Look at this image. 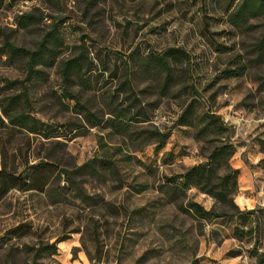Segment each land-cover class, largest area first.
Wrapping results in <instances>:
<instances>
[{
  "label": "rangeland",
  "instance_id": "rangeland-1",
  "mask_svg": "<svg viewBox=\"0 0 264 264\" xmlns=\"http://www.w3.org/2000/svg\"><path fill=\"white\" fill-rule=\"evenodd\" d=\"M241 1L0 0V46L5 32L15 44L32 48L49 28L52 18L28 30L16 28V16L23 11L38 8L37 14L59 17L62 46L57 60L86 54L91 89H73L101 120L90 127L72 108L74 101L60 103L57 62L46 69L45 81L29 87L32 112L55 129L48 139L33 134L9 139L0 130V139H8L9 158L23 153L34 163L49 154L55 164L70 170L95 159L99 174L86 168L73 175L82 191L78 196L70 189L57 193L62 185L69 187L61 175L54 177L48 193L15 188L0 198V264H190L194 258L201 264L256 263L250 249L264 251V56H258L255 46L264 35V15L243 27L232 25L229 13ZM172 48L186 55L167 57L173 80L162 88L160 80L136 64ZM130 54L137 59H130L131 80L144 110L138 102L128 108L127 115L142 110L136 116L143 121L129 124V132L123 133L111 125L110 111L129 103L120 83ZM242 66V75L227 76V69ZM23 77L22 66L9 65L0 56V97L18 92L2 91L4 79ZM196 97L200 116L209 111L222 116L224 134L200 137L197 127L178 124ZM159 134L165 137L158 147ZM222 142L236 146L229 168L221 170L239 169L236 204L258 213L207 221L187 210V204L196 201L218 212L233 209L197 187L170 201L167 177L207 161ZM99 159L115 168H99ZM142 185L145 189L138 192ZM256 225L258 231L250 234Z\"/></svg>",
  "mask_w": 264,
  "mask_h": 264
},
{
  "label": "trees",
  "instance_id": "trees-1",
  "mask_svg": "<svg viewBox=\"0 0 264 264\" xmlns=\"http://www.w3.org/2000/svg\"><path fill=\"white\" fill-rule=\"evenodd\" d=\"M47 3H52L53 0H42ZM39 9H33L32 11H23L16 16L15 26L18 29H31L38 22H42L44 19L52 18L49 23V28L41 32L38 41L35 46L28 48L25 46L17 45L9 39V35L5 32H1L3 35L2 45L0 46V56L5 57V61L9 65L22 66L24 70V77L21 79H4L1 85V90L9 92L13 89L18 92L13 94H4L0 97V130L4 129L9 134V139H14L17 134L23 136H29L33 134L42 138H50V130L55 129V126L41 121L32 112L31 98L29 93V87L39 81H45L47 78L46 69L54 66L58 63V72L62 82L61 93L57 96L61 104H64V100H72L74 104L72 108L78 114H81L90 127L96 126L100 123L98 116L92 112L88 106L80 101L79 91H74V86L79 85L83 91L91 89L90 77L92 73L91 63L88 57L83 51H80L76 56L70 57L64 60H57L59 56V50L62 46V39L58 29L59 17H50L39 11ZM264 15V0H242L238 6L229 13V22L236 27H243L249 23V20L253 17ZM258 56H264V35L260 41L256 44ZM186 54L181 49H169L164 54H154L141 60V70L150 75V77L160 80L162 88H167L172 84L173 80V66L167 59H181ZM136 59V56L132 54L128 55L125 61V78L120 83V86L127 90V98L129 103L125 107L114 108L110 111L113 116L111 125L119 128L123 133L129 132V124H132L137 120L139 115L142 114L143 104L139 97V91L134 87L131 74L132 65L130 59ZM138 63V62H137ZM228 77L240 76L245 72V66L239 69H227ZM199 97L200 94L197 93ZM192 99L187 105L183 113L180 115L178 124L186 126H195L198 128L197 135L204 137L208 134H224L227 131V127L223 121L222 116L212 113L211 111L199 115L197 111L196 102L197 99ZM113 94L110 95L112 100ZM139 103V109L137 112L127 115L128 108L136 103ZM141 113V114H140ZM137 115V116H136ZM117 119V120H116ZM127 119V122L123 121ZM116 120V121H115ZM66 124H75L74 122H67ZM56 136V135H54ZM165 136L159 134L157 139L159 145L163 142ZM8 139H0V198L4 197L12 189H21L23 191L35 190L39 192L48 193L49 184L53 181L54 177L64 176L69 187L62 185L57 190L58 194H64L66 190L70 189L75 196L81 194V189L78 187L73 175L77 172L89 168L93 173H98L92 163L95 159H91L88 162L83 163L76 169L70 170L59 167L49 158V154L46 156H38V161L29 163L28 157L23 154H14L12 160L7 153ZM59 143V141H56ZM236 146L231 142H222L220 145H216L211 153L207 156V161L194 165L187 169L185 172L167 177L169 189L165 190L170 201H174L176 196L180 192H186V190L197 187L210 197L216 200V202L229 205L233 211L231 212H218L212 209H206L202 204L196 201H190L187 204L186 209L191 211L195 216L200 219L212 221L213 219L230 217L235 220H240L241 216L245 213H258V209L242 210L235 202L233 194L236 192L235 187L238 180L239 169H232L221 174V170L225 165V168H229V159L235 153ZM171 153V152H170ZM98 166L102 169H110L115 165L113 162L105 159H99ZM115 168V167H114ZM145 189V186H139L136 188L138 192ZM56 193V194H57ZM52 195L54 193H51ZM238 230V226H235V231ZM258 231V225L249 229V233ZM239 234L235 233V237ZM0 237V247L2 246ZM250 256L256 258L255 264H264V251H259L256 246L250 249ZM30 264H38L35 260ZM190 264H201L199 258H194Z\"/></svg>",
  "mask_w": 264,
  "mask_h": 264
},
{
  "label": "crops",
  "instance_id": "crops-1",
  "mask_svg": "<svg viewBox=\"0 0 264 264\" xmlns=\"http://www.w3.org/2000/svg\"><path fill=\"white\" fill-rule=\"evenodd\" d=\"M235 202H236V200H235ZM248 206V205H247Z\"/></svg>",
  "mask_w": 264,
  "mask_h": 264
}]
</instances>
